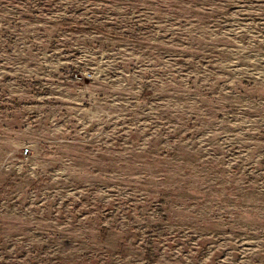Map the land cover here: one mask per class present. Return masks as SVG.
<instances>
[{
    "label": "rangeland",
    "instance_id": "rangeland-1",
    "mask_svg": "<svg viewBox=\"0 0 264 264\" xmlns=\"http://www.w3.org/2000/svg\"><path fill=\"white\" fill-rule=\"evenodd\" d=\"M0 264H264V0H0Z\"/></svg>",
    "mask_w": 264,
    "mask_h": 264
}]
</instances>
